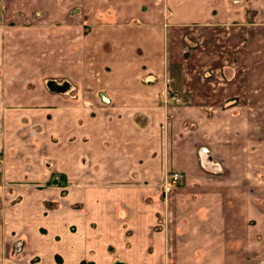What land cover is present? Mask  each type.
I'll list each match as a JSON object with an SVG mask.
<instances>
[{"label":"crops","instance_id":"0c3cea01","mask_svg":"<svg viewBox=\"0 0 264 264\" xmlns=\"http://www.w3.org/2000/svg\"><path fill=\"white\" fill-rule=\"evenodd\" d=\"M257 9L252 0H0V264H264L253 185L264 180ZM168 171L183 181L168 182ZM65 176L125 184V244L71 230L94 222L75 213L82 192L61 186Z\"/></svg>","mask_w":264,"mask_h":264},{"label":"rangeland","instance_id":"374dc122","mask_svg":"<svg viewBox=\"0 0 264 264\" xmlns=\"http://www.w3.org/2000/svg\"><path fill=\"white\" fill-rule=\"evenodd\" d=\"M245 3L249 4L250 0H242ZM257 3H259V10L261 14H264V0H252V4L255 7V4L257 6ZM258 10V9H257ZM258 10V11H259ZM257 22L259 26H264V17H258ZM70 80V78H69ZM70 83V82H69ZM69 83H62V86H64L66 89H69ZM71 85V84H70ZM2 159L0 155V160ZM50 169L54 171L55 175L60 176V170L57 168L56 164L54 162L51 163ZM58 169V170H57ZM261 172V171H260ZM264 174V173H263ZM63 177V175H62ZM66 177V176H65ZM52 175L51 181L53 180L57 181L58 179ZM60 178V185L61 186H68L72 187L71 189H74L78 187V190H81L82 193H80V198H77L75 200V204H79V206L75 207L76 212L82 216V219L85 223H93L90 224L88 228L85 229V227L82 226H75L72 227V231H77V228L79 227V235H85V231L87 232L88 236H97L100 240H105L106 238L108 239H116L120 238L121 240L123 239V244H125V235L122 234L124 230V225L125 223L123 221L119 222L121 219H125V197L129 198L131 193H129L128 196L125 195V184H115V185H105V186H95L92 182H90V179H81L78 178V180H67ZM72 180V182H71ZM100 183H105L103 179H99ZM166 181V178H165ZM169 182V179H167ZM183 181V180H182ZM182 181H179L177 183H181ZM69 183V185H68ZM72 183V184H71ZM164 183V181H163ZM58 184V183H57ZM253 185L257 186V205H258V220L261 223H264V180L261 178V176L258 175V178L256 182L253 183ZM69 196L73 197V194H69ZM20 195L14 197V201H19ZM52 201V200H51ZM48 201V208H52L54 204ZM14 203V202H13ZM52 203V204H51ZM106 207H113L112 209H115V219L119 222L115 223L117 224V227L113 228V218L114 217H109L110 211H108ZM108 221V222H107ZM48 229L47 234H51L50 232L52 231V227L46 226ZM31 229V227H30ZM45 229V228H43ZM112 230V231H111ZM111 231V232H110ZM258 238L264 239V234L261 232V230L258 231ZM92 233V234H91ZM134 240L133 242H129L128 245L129 247H132L133 250H135L136 245L139 246L140 243L137 238L139 236H133L132 237ZM116 244V243H115ZM26 244L19 240L18 242L13 243L12 248L14 247V251L17 252L20 249L23 250L24 246ZM118 245H114V250L118 251L117 249ZM100 247V246H99ZM100 249V248H99ZM260 249V248H259ZM6 250V249H5ZM54 250L53 248H50L49 250H46L44 252L49 253ZM128 253L125 252V256ZM121 252V256H122ZM120 256V257H121ZM44 257V256H43ZM45 258V257H44ZM126 260V259H125ZM128 261V260H127ZM48 262V261H47ZM260 263H264V258L259 259Z\"/></svg>","mask_w":264,"mask_h":264},{"label":"built area","instance_id":"2783aa9c","mask_svg":"<svg viewBox=\"0 0 264 264\" xmlns=\"http://www.w3.org/2000/svg\"><path fill=\"white\" fill-rule=\"evenodd\" d=\"M171 99H173L176 102H180V97L172 96ZM167 179L172 180V182H178L181 181L183 178V174L180 171H168Z\"/></svg>","mask_w":264,"mask_h":264},{"label":"water","instance_id":"95a60500","mask_svg":"<svg viewBox=\"0 0 264 264\" xmlns=\"http://www.w3.org/2000/svg\"><path fill=\"white\" fill-rule=\"evenodd\" d=\"M116 264H125L124 262L118 261Z\"/></svg>","mask_w":264,"mask_h":264},{"label":"trees","instance_id":"16d2710c","mask_svg":"<svg viewBox=\"0 0 264 264\" xmlns=\"http://www.w3.org/2000/svg\"><path fill=\"white\" fill-rule=\"evenodd\" d=\"M57 182H58V180L57 181L53 180V182L51 181L50 183H57Z\"/></svg>","mask_w":264,"mask_h":264}]
</instances>
